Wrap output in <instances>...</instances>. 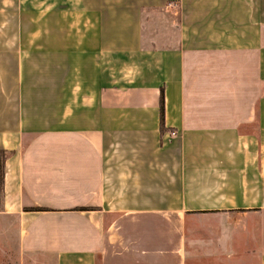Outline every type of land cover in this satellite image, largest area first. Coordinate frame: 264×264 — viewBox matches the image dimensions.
Listing matches in <instances>:
<instances>
[{"label": "crops", "instance_id": "0c3cea01", "mask_svg": "<svg viewBox=\"0 0 264 264\" xmlns=\"http://www.w3.org/2000/svg\"><path fill=\"white\" fill-rule=\"evenodd\" d=\"M0 214L19 264H264V0H0Z\"/></svg>", "mask_w": 264, "mask_h": 264}, {"label": "rangeland", "instance_id": "374dc122", "mask_svg": "<svg viewBox=\"0 0 264 264\" xmlns=\"http://www.w3.org/2000/svg\"><path fill=\"white\" fill-rule=\"evenodd\" d=\"M17 220L15 216L0 214V264H19L17 249Z\"/></svg>", "mask_w": 264, "mask_h": 264}]
</instances>
